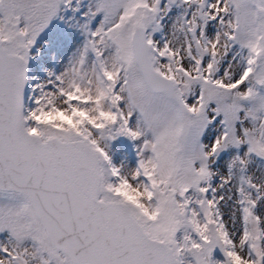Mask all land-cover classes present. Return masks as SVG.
Segmentation results:
<instances>
[{"label": "snow or ice", "instance_id": "1", "mask_svg": "<svg viewBox=\"0 0 264 264\" xmlns=\"http://www.w3.org/2000/svg\"><path fill=\"white\" fill-rule=\"evenodd\" d=\"M0 264H264V0H0Z\"/></svg>", "mask_w": 264, "mask_h": 264}]
</instances>
